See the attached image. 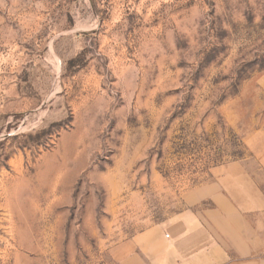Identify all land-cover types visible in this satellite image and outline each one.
I'll return each mask as SVG.
<instances>
[{"label": "rangeland", "instance_id": "1", "mask_svg": "<svg viewBox=\"0 0 264 264\" xmlns=\"http://www.w3.org/2000/svg\"><path fill=\"white\" fill-rule=\"evenodd\" d=\"M251 147L264 0H0V264H117Z\"/></svg>", "mask_w": 264, "mask_h": 264}, {"label": "crops", "instance_id": "2", "mask_svg": "<svg viewBox=\"0 0 264 264\" xmlns=\"http://www.w3.org/2000/svg\"><path fill=\"white\" fill-rule=\"evenodd\" d=\"M210 169L183 209L117 244V264H264V147Z\"/></svg>", "mask_w": 264, "mask_h": 264}]
</instances>
